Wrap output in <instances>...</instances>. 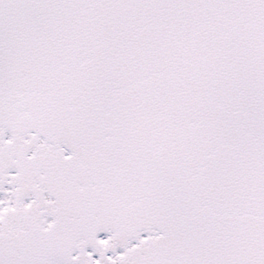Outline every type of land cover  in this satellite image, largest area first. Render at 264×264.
I'll list each match as a JSON object with an SVG mask.
<instances>
[{
    "label": "snow or ice",
    "instance_id": "snow-or-ice-1",
    "mask_svg": "<svg viewBox=\"0 0 264 264\" xmlns=\"http://www.w3.org/2000/svg\"><path fill=\"white\" fill-rule=\"evenodd\" d=\"M0 264H264V0H0Z\"/></svg>",
    "mask_w": 264,
    "mask_h": 264
}]
</instances>
